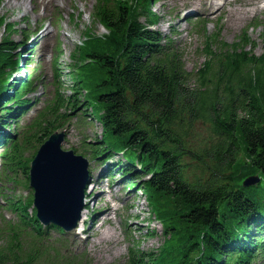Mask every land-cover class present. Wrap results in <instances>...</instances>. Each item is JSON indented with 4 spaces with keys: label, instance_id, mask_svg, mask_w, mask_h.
Returning a JSON list of instances; mask_svg holds the SVG:
<instances>
[{
    "label": "trees",
    "instance_id": "16d2710c",
    "mask_svg": "<svg viewBox=\"0 0 264 264\" xmlns=\"http://www.w3.org/2000/svg\"><path fill=\"white\" fill-rule=\"evenodd\" d=\"M151 2L95 0L92 16L106 31L88 29L76 44L73 60L78 54L84 64L73 65L78 74L71 93L57 91L52 102L24 124L20 119L30 104L35 78L26 64L25 73L12 74L16 56L23 55L17 48L25 41H14L12 26L0 16V28L5 29L0 37V145L6 147L0 178L15 183L21 174L19 183L27 188L37 146L73 117L90 114L101 126L93 158L108 161L113 153L121 154L117 173L129 189L145 191L153 211L162 217L165 245L153 251L132 245L126 264L263 263L264 51L255 52L248 34L213 48L217 36L210 34L200 66L188 69L179 49L153 28L158 17ZM253 26H262L264 32V20ZM92 64L103 72L100 81L90 78ZM79 109L83 112L74 113ZM198 121L209 125V140L196 153L201 170L192 176L185 168L183 134L190 122ZM113 167L108 164L109 170ZM250 173H258V182L238 183ZM155 194L170 198L171 213H163ZM5 199L20 221L6 228L0 264H41L44 255L57 263L82 264L63 256L59 262V250L42 245L40 229L35 235L27 233L31 243L24 245L22 231L37 223L32 193Z\"/></svg>",
    "mask_w": 264,
    "mask_h": 264
},
{
    "label": "rangeland",
    "instance_id": "374dc122",
    "mask_svg": "<svg viewBox=\"0 0 264 264\" xmlns=\"http://www.w3.org/2000/svg\"><path fill=\"white\" fill-rule=\"evenodd\" d=\"M94 1L56 0L54 4L48 3L45 6L40 3V0H11L10 3L8 0H0L1 20L12 26L9 32L11 38L18 44L23 40L25 41L22 48H17V51H23L25 55L23 59L16 56L18 64L13 68L12 72L14 73L12 74L25 73L23 67L25 57L32 56L31 63H28L29 67L32 69L36 65L37 68L33 70V74L40 78L37 80L35 91L29 95L34 103L29 106L30 109L22 117L21 122L28 121L30 117L35 116L44 108L46 101L51 98L56 88H59L58 83L61 85V92L66 95L71 93L70 85L73 84L74 77H77L78 74V70L73 68V65L79 62L84 64V61H81L82 57L78 54V58L73 60L72 54L76 51V44L81 43L88 29L98 34L105 32L101 24L92 16ZM209 2L210 0H152L150 4L151 9L158 17L155 24L156 28L179 49L183 62L188 69L200 66L205 56L203 50L205 36L210 34L217 36L216 39H212L213 48L216 47V44L223 42L236 43L240 41V37L248 34L253 45H255V52L264 51L262 26L249 25L254 22V18L257 20L264 19V0H227L224 8L219 9L220 12L217 16L214 14L211 18H204L207 21L204 28L201 30L195 28L186 18L190 17L191 19L192 15L197 14V10L202 16H207L205 8L206 3ZM235 8L241 9L239 10L243 12L241 17H238L239 11L236 13ZM59 13H61L60 17L58 16ZM4 30V26H1L0 37ZM43 31H50V36L40 40ZM40 33L41 35H39ZM33 47L34 50L28 52V49H33ZM31 53L32 55H30ZM54 57L57 58L55 66ZM90 67L92 68L90 78L94 81H100L103 72L95 64L89 65L88 69ZM71 70H74L72 76ZM85 91L86 89H84ZM97 91L95 89V92ZM82 112V109L74 111L76 114ZM87 112L90 113V109ZM64 129L66 136L62 147L74 149L77 154H82L89 161L92 176L86 189L85 199L87 202L85 206L90 211L86 218V225H79L78 229L60 234L56 230L48 228L46 232H43L42 245L57 248L59 255L56 257L59 262L65 260L60 258L67 257L74 260V263L82 264H126L129 248L132 245L144 251L160 250L166 243L163 222L160 219L162 217L159 218L157 213L153 211L145 191L137 188L130 190L122 188V182L118 180L119 175L115 173V170L120 169L122 163L119 160L123 159V156L113 153L114 157L111 161L93 158L94 146H98L96 144L101 137L100 124L89 114L83 119H71ZM183 136L187 148V153L184 155L185 168L194 176V172L200 173L201 170V162L196 158V153L199 155L201 147L209 140V125L201 121L190 122ZM189 147L192 152L188 151ZM240 159L242 163L246 161L245 156L240 157ZM106 163H111L112 167L114 164L113 169L115 170L111 173L116 180H110L106 177L98 178V174L103 170ZM248 170L249 168L246 167L242 169V172ZM237 171V169L233 170L232 175ZM251 175L258 176V173H250L244 179ZM19 178L21 179L22 176L18 175L14 180L17 182ZM244 179L238 183L243 185ZM92 181H95V186H93ZM16 182H4L1 194L27 196L28 190ZM153 197L164 208L163 213H171L173 203L169 197L157 196V194ZM105 205H110L112 210L106 220L103 217L104 221L101 219L95 225L98 230L94 234L97 235L100 231L102 235L99 236H103L105 232H111L112 235L101 241L95 240L94 244L84 243L87 236L85 233H80L76 239L75 233L87 229L89 222L95 215V209L98 206L105 207ZM7 209L5 206H0V245H3L7 240L6 231L2 229V217L15 220ZM27 233H30L28 227L27 230L22 231L24 245L31 243V236ZM54 252V250L50 251L51 257L55 256ZM39 261L41 264H62L57 263V260H51L46 255L39 258ZM256 264H262V262Z\"/></svg>",
    "mask_w": 264,
    "mask_h": 264
},
{
    "label": "water",
    "instance_id": "95a60500",
    "mask_svg": "<svg viewBox=\"0 0 264 264\" xmlns=\"http://www.w3.org/2000/svg\"><path fill=\"white\" fill-rule=\"evenodd\" d=\"M63 139V132H53L39 146L30 163L29 185L34 190L38 219L69 230L80 218L89 175L88 160L72 149H62ZM257 181L258 176L251 175L244 179L243 185Z\"/></svg>",
    "mask_w": 264,
    "mask_h": 264
},
{
    "label": "bare ground",
    "instance_id": "6f19581e",
    "mask_svg": "<svg viewBox=\"0 0 264 264\" xmlns=\"http://www.w3.org/2000/svg\"><path fill=\"white\" fill-rule=\"evenodd\" d=\"M11 0H8V3H10ZM216 3H218V0H214ZM56 0H40V3L41 4H44L45 6L48 4V3H55ZM226 0H224V3L225 4ZM214 3V2H213ZM208 10V9H207ZM243 14L242 11H239L237 13L238 17H241V15ZM44 32V33H43ZM42 32V36L40 37V40L41 38L43 37H47V36H50V31H43ZM41 35V33L39 34ZM38 35V37H39ZM39 39V38H38ZM119 178H122L121 176ZM92 183L94 184V186L96 185L94 181H92ZM88 191V190H87ZM86 199H85V203H86ZM111 210V207L110 206H105V207H101V206H98L97 209H95V215H93L91 221L89 222V226L87 227L86 230H82L80 231L79 233H75L74 236H76L75 238L77 239V237H79L80 233H85L86 236V240H85V244L86 243H89V244H94L95 243V240H98V241H101L102 239L104 238H109L112 233L111 232H105V234H103V236H99V235H102L99 231V233L97 235L94 234V232L96 230H98V227H96L95 225L104 217V219L106 220L107 219V215L109 214ZM89 209L85 206L81 212V218L79 220V224L78 226L81 224H83L84 220L86 219V216L87 214L89 213ZM100 214V215H99ZM77 226V227H78ZM100 227V226H99ZM94 235V236H93ZM99 236V237H98Z\"/></svg>",
    "mask_w": 264,
    "mask_h": 264
}]
</instances>
